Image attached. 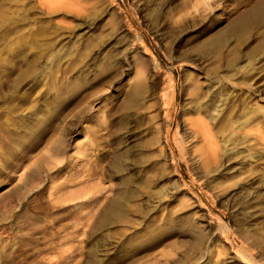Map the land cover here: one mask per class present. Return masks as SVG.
<instances>
[{
	"label": "rangeland",
	"instance_id": "1",
	"mask_svg": "<svg viewBox=\"0 0 264 264\" xmlns=\"http://www.w3.org/2000/svg\"><path fill=\"white\" fill-rule=\"evenodd\" d=\"M42 1L0 0V264H264V189L253 224L232 207L238 185L251 178L254 187L264 170L254 134H264V0H209L213 11L204 0H156L144 10L142 0ZM163 4L189 22L167 24L158 37L151 25L165 16ZM110 40L112 56L97 54ZM243 67L261 69L259 82H241L233 73ZM216 70L223 95L215 103L228 105L232 129L243 126L239 153L205 175L190 152L179 154L173 133L191 138L181 118L185 74L203 82ZM118 78L132 88L131 109L128 96L102 117L88 112L90 94ZM131 112L149 116L151 130L168 125L176 170L170 159L117 162ZM250 151L263 157L246 159Z\"/></svg>",
	"mask_w": 264,
	"mask_h": 264
},
{
	"label": "bare ground",
	"instance_id": "2",
	"mask_svg": "<svg viewBox=\"0 0 264 264\" xmlns=\"http://www.w3.org/2000/svg\"><path fill=\"white\" fill-rule=\"evenodd\" d=\"M39 1H41V0H39ZM45 1H42V2H45ZM155 1L156 0H142L141 3L139 4L140 5V9L144 10V9L148 8V6L150 4H153ZM72 2H73V0H60V3L63 4V5L64 4H68L69 5V4H72ZM138 2H140V1H138ZM202 2H204V3H202L203 5L205 3H207V6L206 5L205 6L208 7V9L210 11H213L214 7L209 5V4H211V1L208 0L206 2L204 0ZM58 3H59V1H58ZM48 4H49V1H48ZM93 7H95V6H93ZM79 8L80 7H78V9ZM160 8H161L162 12L166 11L165 10L166 7L164 6V4L160 5ZM195 8H197V7H195ZM69 9H71V8H69ZM198 11L202 12L200 10H198ZM198 11L196 12V9H195L194 12L198 13ZM205 11H206V9L204 10V12ZM204 12L199 13V15L196 16V17H198L196 19H199L201 21L205 20L207 17L205 16L206 14ZM164 15H163L164 16L163 19H161V20L158 19V22H156L154 25L153 24L151 25V28H154L153 32L156 33V35H158V37H159V35L160 36L163 35V31L162 30L164 29V27L167 24H169V25L173 24L175 26H177L179 24L181 26L183 24V26H182V30H183V27H185L184 26L185 23L189 22L188 20H185L187 18V13L185 15V13H182L181 10L177 11V12L167 11V12L164 13ZM193 15L188 16L189 19L191 18L193 20L195 18V17H193ZM151 22H152V20H151ZM192 23L193 24L195 23L194 20H193ZM149 24H150V22H149ZM198 24L196 23V24L193 25V26H195L194 29H193L194 31L198 30V28L201 26V23L199 25ZM199 29H200L199 32L202 31L201 27ZM217 41H218V39H217ZM110 42H111V40L110 41H106L105 44L103 45V47H100V49L97 51V54H99V55L102 54V57H104L103 55H105L106 58L111 57L112 56L111 54L114 51V48H116L117 46H114L113 44L109 45ZM79 43H78V45H79ZM213 43H211V45ZM214 44H216V43H214ZM132 49L133 48H131V50ZM209 50H210V48H209ZM216 55H217V53L214 56H216ZM96 57H97V55H96ZM211 57H212V55H211ZM218 58L222 59V56H218ZM107 60H109V59H107ZM76 65H78V62L74 66L76 67ZM83 65H84V63H83ZM210 66H211V64H210ZM210 66H209V68H210ZM245 67H243V68H245ZM243 68L242 69L237 68L236 72L233 73L235 75L239 73L237 76L238 77L239 76L242 77L241 78L242 79L241 82H245L246 83L248 81L249 85H254L257 82H259V77L262 74L261 69L258 70V67H254V68H251V69H248V67L245 68V69H243ZM77 69L79 70V72H78V76H76L75 78H78L79 76H82V78H83L84 74H82V72L83 73H88L89 72L88 66H86V68H79L78 67ZM85 69L88 70V71L85 72ZM219 70L218 71L216 70V71H213V72L209 71V73L212 74L210 76V78H214V79H206L203 82H201L199 80V78L197 77L196 74H194L196 76H189V74L188 75L185 74V78H184V80H185V88H187L186 89L187 92H188L187 95H189V97H186L188 99L186 100L187 102L184 103V108L182 109V117L181 118H182V124H183V126H185L184 129H186L188 131V133L191 135V138L189 140H187V141H182V140L179 141V137H178L177 131L173 133V140L175 141L176 147L179 150V154L182 156L184 151H186V153H187V151L190 152V155H193L192 158L195 159V161L197 162L199 167L201 169H203V173L205 175L209 174L211 171L217 169L218 167L224 166L226 164V162L234 156L233 154L237 152V151H234V146H235V143L237 141L236 135H238V134H235V133H238V130L240 128H242V126H243V121H237L236 126H238V128L236 130L232 129V128H234V126H233V122L234 121L230 119V116L229 117L223 116L225 110L228 108V105H226V103H224V102L215 103L216 100H218V99L220 101V99H221L220 97H222V95H223V94L221 96L219 95L220 91L222 90V84L220 83L221 81H219V77L217 78ZM80 71H82V72H80ZM190 75H191V72H190ZM192 75H193V73H192ZM219 76H221V74ZM245 78H248V80L245 79ZM127 80L128 79H126L124 81V79L122 80V79L118 78L117 80H115L116 82L115 81H111V80L110 81L108 80L107 82H105V84L102 87H100L99 89L93 91L90 94V99H87L88 101H86L87 103H85V104H87L86 105V110H88V112L90 111V113H92L93 115H98L99 114L102 117L105 108L110 107V105H112V106L114 104L117 105L119 102H122L123 100H125V97L127 98L128 96H129V98L127 100V103L124 104L123 107L127 108V110L131 109L132 106H130L131 105L130 103H131V101L134 98L132 99V97H133V92L131 90L132 88L130 89V86H128L129 82ZM114 84H115V91H114L115 93H112V88H113ZM78 86H79L78 79H73L72 82H71V88L75 90V88H77ZM169 87L170 88L172 87L171 88V92H173L172 91L173 90L172 83L169 84ZM61 89H63L62 86L58 88V91H61ZM154 90H155V88H154ZM169 91H170V89H169ZM149 93H152V92L150 91ZM59 94H60V92H59ZM131 94H132V96H131ZM154 94H156V93H154ZM162 100L163 99H161L160 101H162ZM163 102L164 101H162V104H163ZM221 104H222V106H221ZM169 109L168 110L167 109L163 110V116L162 117H165L167 123L170 125V123H171V112H170ZM136 112H131V114L129 115L130 118L127 117L128 119H127L126 123L124 124V127H122L121 132L119 134V144L117 145L118 147H117V150L115 152L117 154L116 155L117 156L116 160H118L117 162L119 164L126 163L127 160H129L128 157H131V159L136 157V159H134V160L137 161L138 163L139 162L140 163L141 162H146L145 165H149L150 163L157 162L158 160H156V159H160V161H163V162L167 161V159H170V163L173 165V170H176V167L178 166V162L179 161L178 160H177V162L174 161V157H175L174 149L172 147L171 148L169 147V142H168L169 129H168V125L166 124L167 126L163 130H159V128H157V127H156L157 130L156 129L155 130H151L152 127H155V126L152 125L151 118L149 116H148L149 117L148 118L145 115L147 117V119H148V121L146 119V121H147L146 122L144 120L145 116L143 114L140 115L139 113H136ZM79 113L81 114V112H79ZM161 114H162V112H161ZM245 125H247V124L245 123ZM164 126H165V124H164ZM246 127L247 126H245V128ZM138 128H141L142 130H139ZM227 128H229V130H228L229 133L226 132L227 134L223 135L222 133ZM246 129H244V130H246ZM259 129H257V133L254 132V134H256L255 138L259 142L257 143L255 141L254 143L258 144L257 148H258V146L260 144V149H262V151H264V134H263V131L259 130ZM253 131H255V130H253ZM149 133L150 134L153 133V134H151L149 136L148 135ZM155 133H157V134H155ZM186 135H188V134H186ZM143 137H147V138L144 139L143 147L142 148H140V147L138 148V149H141V150H139V152L137 151V153L134 154V155H130L127 146L130 143L134 142L136 140V138L138 140V138H142L143 139ZM254 143H253V145H255ZM237 153H239V151ZM261 157H263V153L250 151L249 152V156L246 159H255V158L259 159ZM161 164L163 165V163H161ZM125 165H127V164H125ZM126 167H128V166H126ZM161 168H162V166H161ZM156 173H158L157 170H156ZM155 174H153L152 176H154ZM251 180L252 179L249 178L244 184L241 183L242 185H240V186L238 185L239 189H238L237 193L234 192L237 195L238 199L236 200V203L232 204V207L234 208L236 214L239 216V219H241L240 221L242 223L246 224V225L253 224L254 223L253 220L257 216V213H256V208L257 207H255L256 203H255L254 199L261 193L259 191L264 189V170H262L261 178L257 179L258 180L257 185H255L253 187L252 183L255 180H253V181H251ZM117 202H120V201L117 200ZM116 203H115V205H116ZM123 203H126V202H123ZM122 205H124V204H122ZM119 206H121V205H119ZM122 210H124V209H122ZM242 255H243V257L246 258V256L244 254H242Z\"/></svg>",
	"mask_w": 264,
	"mask_h": 264
}]
</instances>
